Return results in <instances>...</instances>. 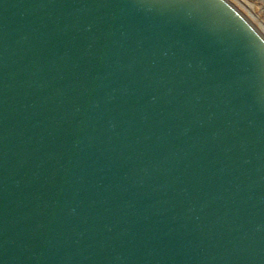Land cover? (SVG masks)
Masks as SVG:
<instances>
[{
	"label": "water",
	"instance_id": "water-1",
	"mask_svg": "<svg viewBox=\"0 0 264 264\" xmlns=\"http://www.w3.org/2000/svg\"><path fill=\"white\" fill-rule=\"evenodd\" d=\"M0 264H264V40L224 0H0Z\"/></svg>",
	"mask_w": 264,
	"mask_h": 264
},
{
	"label": "rangeland",
	"instance_id": "rangeland-1",
	"mask_svg": "<svg viewBox=\"0 0 264 264\" xmlns=\"http://www.w3.org/2000/svg\"><path fill=\"white\" fill-rule=\"evenodd\" d=\"M264 38V0H225ZM250 5V6H249ZM252 5V6H251Z\"/></svg>",
	"mask_w": 264,
	"mask_h": 264
},
{
	"label": "bare ground",
	"instance_id": "bare-ground-1",
	"mask_svg": "<svg viewBox=\"0 0 264 264\" xmlns=\"http://www.w3.org/2000/svg\"><path fill=\"white\" fill-rule=\"evenodd\" d=\"M225 1V0H224ZM229 6H231V8H233V9H235L236 11H237V9L234 7V6H232L229 2H227V1H225ZM250 6V5H249ZM252 6V5H251ZM237 13L239 14V15H241L242 17H243V15L242 14H240L239 13V11H237ZM245 20H247L245 17H243ZM248 22V21H247ZM249 23V22H248ZM250 24V23H249ZM251 25V24H250ZM252 26V25H251ZM257 32V31H256ZM258 33V32H257ZM259 34V36L264 40V38L260 35V33H258Z\"/></svg>",
	"mask_w": 264,
	"mask_h": 264
}]
</instances>
